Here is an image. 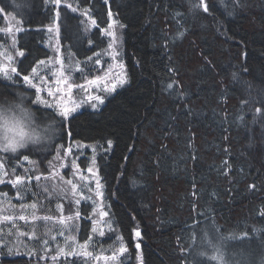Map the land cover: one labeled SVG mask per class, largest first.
<instances>
[{
  "label": "trees",
  "instance_id": "16d2710c",
  "mask_svg": "<svg viewBox=\"0 0 264 264\" xmlns=\"http://www.w3.org/2000/svg\"><path fill=\"white\" fill-rule=\"evenodd\" d=\"M60 1L0 0V29L10 20L18 28L0 43L24 53L10 79L0 74V92H30L41 117L61 128L43 152L0 153L7 171H28L30 180L1 183L0 206L44 205L57 214L61 191L41 195L34 177L58 151L78 145L79 170L93 164L101 178L111 227L96 239L90 205L76 209L74 238L93 254H110L119 238L118 264H219L217 255L226 264H264V0ZM109 12L127 82L67 118L34 103L24 77L51 58L55 17L63 56L91 65L108 48ZM13 221L10 231L0 225V264L48 262L50 237Z\"/></svg>",
  "mask_w": 264,
  "mask_h": 264
},
{
  "label": "rangeland",
  "instance_id": "374dc122",
  "mask_svg": "<svg viewBox=\"0 0 264 264\" xmlns=\"http://www.w3.org/2000/svg\"><path fill=\"white\" fill-rule=\"evenodd\" d=\"M59 5H63L62 1L57 6ZM113 21V18H111L110 23ZM49 27L53 29L52 32L48 31ZM49 27L47 28V44L48 47L50 46L52 56L50 59L44 60L43 64L39 62L35 66L36 72L33 73L31 71L27 76L28 81L24 79L26 86L34 91V103H37L40 107L54 110L58 116L63 118L80 111L84 106H92L93 104H96V107L99 106L100 103L90 100L89 97H100L103 99L106 94L113 92L105 91V85L110 86L111 83L118 82L119 79H125L124 66L120 61V28L116 23H113L111 29L107 27L103 34L107 36L111 47L108 45L105 52L97 54L95 62L91 65H80L71 63L72 61L69 58H65L61 53L58 16L55 17L54 23ZM17 29L16 24L10 20L6 28L0 29V35L6 34L11 39ZM108 31L115 33V43H113V37L106 34ZM113 51L117 53L115 57L112 55ZM19 55L18 51L13 50L12 41L8 43V46L0 43V74L6 79H10L16 72H13L12 69L15 68V59ZM97 78L100 80L98 86L88 83L89 80ZM32 85H35V87H32ZM69 86H71L70 90ZM119 86L121 85L118 84L116 89ZM37 88L40 91L37 92ZM50 92L51 95L49 94ZM63 108L68 109L67 116L60 115V111ZM78 149L83 150V147L71 145L63 151H58L50 165H48L47 173L40 172L34 177V180L39 183L41 195L43 193L51 197L53 191H61L62 200L58 201L56 208H54L57 214L50 215L47 212L50 208H45L44 205L39 206L38 211L37 207L32 208L30 206L27 207V210L26 206H23L20 211H15L13 209L14 205L9 202L4 208L3 205L0 206V225L9 224L6 228L7 231H10L13 225L18 224L13 220H20L26 225L30 223L31 228L33 230L37 229L43 236L50 237V239L46 240L47 244L43 248L45 254L42 256V259L48 260V262L44 263L41 261L42 264H118L120 256L124 254V251H120L123 245L119 238L115 239L117 242L115 250L112 249L108 255L93 254L88 241L78 244L74 238L72 230L75 224L74 220L77 218L76 209L83 203L90 205L89 214L93 221V237L99 239L102 236L101 233H107L111 229L110 223L106 218L107 212L102 201V195L97 194L98 192L101 193V188L97 189L96 178L88 171L89 168L96 171L94 165L90 164L87 170L80 171L74 158L75 155L72 152H76ZM0 153L4 154L6 152L0 151ZM31 168L34 171L33 167ZM11 175H14L13 172L7 171L0 162V184L10 183L14 185L12 181H16L17 178L20 179L21 183H29L30 181L26 178L28 171H22V176L14 175L16 176L15 178H12ZM37 176L40 177L39 180L36 179ZM69 180L72 181L71 184L67 183ZM5 196L1 195L0 199L5 198ZM67 205H71V207L65 211ZM15 213L16 215H14ZM20 216H24L25 219H19ZM44 217H51V219L46 220ZM78 226L80 224L76 227V233L77 236H80L81 231L77 230ZM49 244L53 248H47ZM83 245H87V247H82ZM66 248L70 250H66ZM73 251H75L76 255H68L69 252ZM50 252L51 254H49Z\"/></svg>",
  "mask_w": 264,
  "mask_h": 264
},
{
  "label": "clouds",
  "instance_id": "9594fccd",
  "mask_svg": "<svg viewBox=\"0 0 264 264\" xmlns=\"http://www.w3.org/2000/svg\"><path fill=\"white\" fill-rule=\"evenodd\" d=\"M31 101V93L24 89H14L11 95L0 92V151L43 152L57 141L61 134L57 120L42 118ZM216 259L226 264V257Z\"/></svg>",
  "mask_w": 264,
  "mask_h": 264
},
{
  "label": "snow or ice",
  "instance_id": "6c2138e0",
  "mask_svg": "<svg viewBox=\"0 0 264 264\" xmlns=\"http://www.w3.org/2000/svg\"><path fill=\"white\" fill-rule=\"evenodd\" d=\"M55 2H56V4L58 5L59 2H60V0H55ZM105 2H107V0H105ZM72 10H73V11H76L75 8H73ZM204 11H208L207 7L204 8ZM111 16H112V13L109 12V18H110V19H111ZM92 23L95 24V20H93ZM113 23H115V22L113 21L112 23H109V25H108V28H109V29H111V28L113 27ZM48 31H49V32H52L53 29H52L51 27H49V28H48ZM106 34L109 35V36H112V37H113V43H115V33L111 32V31H108ZM109 47H111V45H109ZM20 55L23 56L24 53L21 52ZM112 55L115 57V56L117 55V53H116L115 51H113ZM40 63L43 64L44 61L41 60ZM12 71L15 72L16 69L13 68ZM32 71H33V73H35V72H36V69L33 68ZM236 78H237V77H236V74L233 73V79H236ZM24 79H25L26 81H28V77H27V76H25ZM65 82H66V81H65ZM126 82H127L126 79H123V78H122V79H119L118 82H113V83H111L110 86L105 85V91H115V89H116V87L118 86V84L122 86V85H123L124 83H126ZM29 83H30V81H29ZM88 83L91 84V85H97V86H98L99 83H100V80H99L98 78H97V79H92V80H89ZM32 87H35V85H32ZM169 87H171V85H169ZM70 89H71V86H69V90H70ZM36 91L38 92V91H40V89L37 88ZM49 94L51 95V92H50ZM89 99H90V100H95V101H97V102L100 103V104H102V103L104 102L103 99L100 98V97H91V96H90ZM92 106L95 108V107H96V104H93ZM258 111H259V109H258ZM67 114H68V109H67V108H63V109H61V111H60V115H62V116H67ZM108 145H109V147H111V141L108 142ZM3 152H6V151H3ZM25 159H27V157H25ZM88 171H89L90 173H92V176H93V177L96 178V179H95V183H96V187H97V189L102 188L103 185L101 184V178L98 176L97 172L94 171L92 168H89ZM36 179L39 180L40 177L37 176ZM12 183H13V184H20L21 181H20L19 178H17V180H16V181H12ZM67 183L71 184L72 181L69 180V181H67ZM20 191H21V195H23V191H22V190H20ZM97 194H98V195H102V193H99V192H98ZM30 207L35 208L36 205L33 204V205H31ZM19 219L24 220L25 217H24V216H20ZM44 219L48 220V219H51V217H44ZM61 223H63V221H61ZM101 235H103V233H101ZM135 236H136L137 238L141 237V233H140V231H136V232H135ZM82 247H87V245H83ZM136 248L139 250L140 245H139V244H136ZM61 251H63V250H61ZM120 251L123 252V251H125V249H124L123 247H121ZM86 254H89V253H86ZM68 255H76V253H75V251H73V252H69ZM113 259H115V257H113Z\"/></svg>",
  "mask_w": 264,
  "mask_h": 264
}]
</instances>
